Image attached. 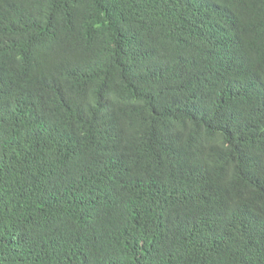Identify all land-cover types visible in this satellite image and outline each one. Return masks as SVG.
<instances>
[{
    "label": "trees",
    "instance_id": "trees-1",
    "mask_svg": "<svg viewBox=\"0 0 264 264\" xmlns=\"http://www.w3.org/2000/svg\"><path fill=\"white\" fill-rule=\"evenodd\" d=\"M0 264H264V0H0Z\"/></svg>",
    "mask_w": 264,
    "mask_h": 264
}]
</instances>
